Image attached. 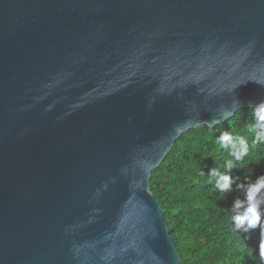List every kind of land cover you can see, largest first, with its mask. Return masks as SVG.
<instances>
[{
	"label": "water",
	"instance_id": "water-1",
	"mask_svg": "<svg viewBox=\"0 0 264 264\" xmlns=\"http://www.w3.org/2000/svg\"><path fill=\"white\" fill-rule=\"evenodd\" d=\"M251 79L264 0H0V264H181L151 172Z\"/></svg>",
	"mask_w": 264,
	"mask_h": 264
},
{
	"label": "trees",
	"instance_id": "trees-1",
	"mask_svg": "<svg viewBox=\"0 0 264 264\" xmlns=\"http://www.w3.org/2000/svg\"><path fill=\"white\" fill-rule=\"evenodd\" d=\"M252 123V108L244 107L221 125L189 129L151 172L150 190L163 206L181 264H264L258 254L259 227L237 232L231 221V205L244 198L243 191L234 184L230 192L221 194L208 178L212 168L226 171L224 163L231 159L229 149L217 142L225 131L249 143L248 156L231 175L243 182L246 176L254 180L264 173V144H253ZM200 171L205 175L200 176ZM261 212L264 220V205Z\"/></svg>",
	"mask_w": 264,
	"mask_h": 264
},
{
	"label": "clouds",
	"instance_id": "clouds-1",
	"mask_svg": "<svg viewBox=\"0 0 264 264\" xmlns=\"http://www.w3.org/2000/svg\"><path fill=\"white\" fill-rule=\"evenodd\" d=\"M251 80L264 85V81L259 79ZM234 103H238V101H234ZM230 116L231 113H226L225 119L230 118ZM252 116L254 123L251 124L249 131L253 133V144H264V100L252 106ZM173 127L176 135L184 131L182 124H176ZM208 127L211 129L213 124L209 123ZM217 142L221 147L229 149L231 159L225 161L224 168L226 171L224 172H221L218 167L210 169L209 181L214 180V188L221 194L230 192L234 184L237 189L243 191L244 198H236L231 205V221L234 230L237 232L241 229L248 232L259 227L261 239L258 254L261 262H264V222H262L264 220H262L261 212V205H264V192H262L264 190V173L257 175L254 180L251 176H246L243 182H238L239 176L231 175V170L239 167L244 162L245 157L248 156V140L243 136H234L231 132L225 131L221 132ZM199 175L204 176L205 174L200 171Z\"/></svg>",
	"mask_w": 264,
	"mask_h": 264
}]
</instances>
